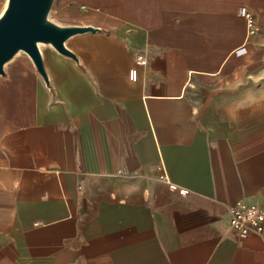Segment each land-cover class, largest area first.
I'll return each mask as SVG.
<instances>
[{"label": "crops", "instance_id": "obj_1", "mask_svg": "<svg viewBox=\"0 0 264 264\" xmlns=\"http://www.w3.org/2000/svg\"><path fill=\"white\" fill-rule=\"evenodd\" d=\"M51 19L99 32L65 43L77 63L39 45L49 88L24 53L0 76V264H264V227L228 228L238 203L264 215V0H55Z\"/></svg>", "mask_w": 264, "mask_h": 264}, {"label": "water", "instance_id": "obj_2", "mask_svg": "<svg viewBox=\"0 0 264 264\" xmlns=\"http://www.w3.org/2000/svg\"><path fill=\"white\" fill-rule=\"evenodd\" d=\"M55 0H7L0 15V76L19 53L33 63L46 87H50L39 45L50 46L61 56L78 62L65 43L73 36L99 32L91 26H62L50 18Z\"/></svg>", "mask_w": 264, "mask_h": 264}, {"label": "built area", "instance_id": "obj_3", "mask_svg": "<svg viewBox=\"0 0 264 264\" xmlns=\"http://www.w3.org/2000/svg\"><path fill=\"white\" fill-rule=\"evenodd\" d=\"M239 14L245 19L247 34L253 36L257 27L253 15L245 9H240ZM243 52V49L240 50ZM135 64L144 66L146 58L140 54L135 55ZM264 227V215L255 205L238 203L229 210L228 228L236 237L245 238L250 234H261Z\"/></svg>", "mask_w": 264, "mask_h": 264}, {"label": "rangeland", "instance_id": "obj_4", "mask_svg": "<svg viewBox=\"0 0 264 264\" xmlns=\"http://www.w3.org/2000/svg\"><path fill=\"white\" fill-rule=\"evenodd\" d=\"M7 2V1H6ZM6 6V5H5ZM52 12V11H51ZM1 15V14H0ZM50 18H51V13H50Z\"/></svg>", "mask_w": 264, "mask_h": 264}]
</instances>
